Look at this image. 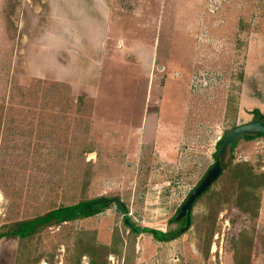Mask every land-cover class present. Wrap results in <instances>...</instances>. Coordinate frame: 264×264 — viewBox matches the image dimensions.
Instances as JSON below:
<instances>
[{
    "label": "rangeland",
    "instance_id": "1",
    "mask_svg": "<svg viewBox=\"0 0 264 264\" xmlns=\"http://www.w3.org/2000/svg\"><path fill=\"white\" fill-rule=\"evenodd\" d=\"M2 9L0 231L83 200L126 210L3 237L0 264H264V136L239 138L190 227L175 220L221 139L264 115V0H113L121 28L80 78L69 51L44 74L26 42L13 66Z\"/></svg>",
    "mask_w": 264,
    "mask_h": 264
},
{
    "label": "crops",
    "instance_id": "2",
    "mask_svg": "<svg viewBox=\"0 0 264 264\" xmlns=\"http://www.w3.org/2000/svg\"><path fill=\"white\" fill-rule=\"evenodd\" d=\"M5 1L0 0V10H3ZM9 1L13 40L17 43L15 55L13 53L11 59L13 66L18 62L20 51L24 50L26 42L28 43L26 48L40 49L43 53L44 74L65 75L67 69H65V63L63 66L62 58L69 51L73 74L74 76L77 74L80 78L81 73L84 72L82 61L88 59L86 58L88 55L94 56L96 51L105 49L107 40L110 38L109 34L116 28H121L119 24H113V0ZM119 18L116 17L117 20ZM36 34L39 36H35ZM27 35L31 36L28 38ZM61 51L63 57L60 56ZM49 53L51 55H47ZM90 65V68L96 71L97 57Z\"/></svg>",
    "mask_w": 264,
    "mask_h": 264
},
{
    "label": "water",
    "instance_id": "3",
    "mask_svg": "<svg viewBox=\"0 0 264 264\" xmlns=\"http://www.w3.org/2000/svg\"><path fill=\"white\" fill-rule=\"evenodd\" d=\"M252 134L259 135L264 134V118L261 115H258L257 118L253 121H250L245 124L237 125L229 133H227L217 155L216 160L213 166L208 170L206 175L203 177L201 182L191 191L187 199L184 201L180 207L176 220H181L187 218L186 229L191 225L190 216L195 202L199 197H201L212 185L220 178L224 171V165L222 164V159L228 153L229 148L232 144L237 141L239 138L244 135ZM114 203H118L123 209H126V205L122 200L116 198H104L96 201V204L99 205V208L102 206H108ZM125 224L133 231H137V228L133 226L129 218L125 219Z\"/></svg>",
    "mask_w": 264,
    "mask_h": 264
},
{
    "label": "trees",
    "instance_id": "4",
    "mask_svg": "<svg viewBox=\"0 0 264 264\" xmlns=\"http://www.w3.org/2000/svg\"><path fill=\"white\" fill-rule=\"evenodd\" d=\"M261 117L264 118V115H261ZM258 136H264V134H259V135L247 134L244 135L243 137L249 139ZM225 137L226 136H224L219 142L220 147ZM235 144L236 141L232 144L231 148H233ZM96 201L97 200L90 199V200L80 201L73 205L59 206L40 216L8 224L5 226L4 230L0 231V239L3 237L28 238L51 226H56V225L58 226L63 222H67V221L88 218L100 212V210L96 208ZM165 236H167V239H171L174 235L172 236L165 235Z\"/></svg>",
    "mask_w": 264,
    "mask_h": 264
},
{
    "label": "flooded vegetation",
    "instance_id": "5",
    "mask_svg": "<svg viewBox=\"0 0 264 264\" xmlns=\"http://www.w3.org/2000/svg\"><path fill=\"white\" fill-rule=\"evenodd\" d=\"M262 118H263V117H262ZM205 175H206V174H205ZM202 179H203V178H202ZM200 182H201V181H200ZM200 182H199V183H200ZM199 183H198V184H199ZM190 193H191V192H190ZM188 196H189V195H188ZM188 196H187V197H188ZM187 197H186V199H187ZM199 198H200V197H199ZM199 198H198V199H199ZM186 199H185V200H186ZM198 199H197V200H198ZM185 200H184V201H185ZM183 203H184V202H183ZM183 203H182V204H183ZM195 203H196V202H195ZM116 204H118V203H116ZM118 205H119V204H118ZM181 206H182V205H181ZM181 206H180V207H181ZM102 207H105V206H102ZM96 208L98 209V208H99V205L96 204ZM122 209H123V208H122ZM179 209H180V208H179ZM123 210H126V209H123ZM178 211H179V210H178ZM176 215H177V214H176ZM191 215H192V213H191ZM175 220H176V216H175ZM181 220L184 221L185 223H187V218H186V217L183 218V219H181ZM181 220H176V221H181ZM190 220H191V216H190ZM132 224L134 225V223H132ZM134 227H136V226L134 225ZM136 228H137V231H134V232H138V231H140V229H139L138 227H136ZM132 231H133V230H132ZM155 233H157V232L155 231Z\"/></svg>",
    "mask_w": 264,
    "mask_h": 264
}]
</instances>
